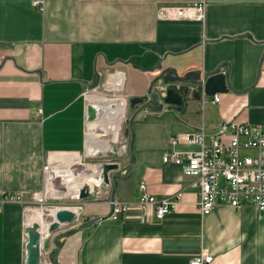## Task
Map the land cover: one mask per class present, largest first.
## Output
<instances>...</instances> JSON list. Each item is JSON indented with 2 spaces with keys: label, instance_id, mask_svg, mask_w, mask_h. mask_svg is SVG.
Returning <instances> with one entry per match:
<instances>
[{
  "label": "crops",
  "instance_id": "crops-1",
  "mask_svg": "<svg viewBox=\"0 0 264 264\" xmlns=\"http://www.w3.org/2000/svg\"><path fill=\"white\" fill-rule=\"evenodd\" d=\"M193 1L43 0L39 11L32 0H0V198L24 193L0 208V264H23L24 204L41 190L49 154L83 152L94 158L88 172L101 163L84 153L86 104L101 99L84 91L110 69L123 75L122 95L142 101L130 105L116 184L67 205L78 220L60 237L58 264H190L201 252L212 255L208 264H264V209L218 202L201 214L197 177L162 160L165 152L197 149L184 136L201 127L208 142L222 120L264 128V0H204L202 20L156 18L159 4ZM220 66L226 82L217 102L192 87L180 108L144 105L160 72ZM141 181L155 197L181 193L179 203L160 220L151 210L140 220ZM111 200L126 202L127 213L110 218ZM43 207L40 222L53 206Z\"/></svg>",
  "mask_w": 264,
  "mask_h": 264
},
{
  "label": "built area",
  "instance_id": "built-area-1",
  "mask_svg": "<svg viewBox=\"0 0 264 264\" xmlns=\"http://www.w3.org/2000/svg\"><path fill=\"white\" fill-rule=\"evenodd\" d=\"M37 10H43V0H32ZM157 19H196L204 18V0H195L190 4L173 5L159 4L155 12ZM215 73L225 74L224 66H220ZM167 81L162 79L154 81L150 86V92L157 99H147L157 108L164 104L163 98L167 88L181 90L187 87V91L196 87L204 91V80L200 83ZM190 91V90H189ZM87 96V90L84 91ZM212 101L219 100V93H211ZM202 98V97H201ZM161 105V107H162ZM184 141L198 146L195 150L170 151L162 155L163 162H174L181 166L185 174H192L197 177L199 186V197L197 206L201 214L208 213L218 202L228 203L239 207L245 203L255 205L258 210L264 209V128L259 124L242 123L236 120H222L214 130L208 142L204 140V132L201 127L198 131L184 136ZM174 142V140H172ZM251 148L255 150L254 156L240 155L242 149ZM93 154L91 149H86ZM56 156H70V160H58ZM86 156L81 157L77 153L56 152L51 153L42 164V188L33 193L32 201L43 204L46 199H77L78 189L81 187L88 172ZM90 171V170H89ZM71 173L75 177V189H70L66 195H60L65 188L67 181H63L64 173ZM140 194L137 200L138 218L147 219L148 210H151L152 217L160 220L164 215L171 212L180 201L181 193L177 192L172 196L155 197L147 193L144 181L139 184ZM75 197H74V195ZM23 192L6 193L0 198V208L4 202H22ZM111 209L109 217L118 219L125 215L128 210L126 202L117 200L110 201ZM66 207L68 206H53ZM28 208L24 205V209ZM48 208L49 207H45ZM51 209V210H52ZM50 210H47V213ZM50 214V213H49ZM51 216V214H50ZM212 255L201 252L190 258V264H208ZM45 261V260H44ZM47 264L50 261H45Z\"/></svg>",
  "mask_w": 264,
  "mask_h": 264
},
{
  "label": "water",
  "instance_id": "water-1",
  "mask_svg": "<svg viewBox=\"0 0 264 264\" xmlns=\"http://www.w3.org/2000/svg\"><path fill=\"white\" fill-rule=\"evenodd\" d=\"M216 71L207 72L201 74L197 69L189 70L185 72L184 75H177L172 70H164L160 72L157 78L162 79L163 82L167 81H181V82H192L200 83L201 80H204V91L205 93H213L218 90L225 88V76L220 73H215ZM153 81V82H154ZM152 82V83H153ZM151 83V84H152ZM187 93V87H183L181 90H175L174 88H167L166 94L163 98L164 103L174 104L177 108H180L183 103V97ZM147 96L149 99H157L153 96L148 90ZM129 105H135L142 101L141 97H131L129 100ZM144 105H149L147 102H144ZM143 105V104H142ZM162 104H159L157 108H160ZM86 120L91 121L97 118L98 113L95 105L92 103L86 104ZM131 147V145H130ZM112 150L116 152V148L113 147ZM132 156V153H130ZM132 159V158H131ZM99 170L98 177H95L96 180L88 176L83 181V184L78 189L77 199H84L89 196H98L101 191H105L107 187L112 182L116 184L117 178L120 177L119 163L117 162H103L97 165ZM114 187L111 189V197L114 192ZM51 214V216H50ZM46 214L47 222L39 223L38 221L27 222L23 227V233L25 235L24 242V260L23 264H47L43 260V250L48 247L50 235L64 225H71L78 220V212L66 208V207H55L52 209L51 213ZM103 217H98L90 220L85 225H90L96 223L99 219ZM67 233V232H66ZM59 244L56 243V247L51 257V264H58L56 261V254L58 252Z\"/></svg>",
  "mask_w": 264,
  "mask_h": 264
},
{
  "label": "rangeland",
  "instance_id": "rangeland-1",
  "mask_svg": "<svg viewBox=\"0 0 264 264\" xmlns=\"http://www.w3.org/2000/svg\"><path fill=\"white\" fill-rule=\"evenodd\" d=\"M113 72H114L113 69L105 71L104 73H102L99 76V78L92 85H90L86 88L87 95H97V96L105 97L107 99H114V98H120V97H123L124 99H126L125 100L126 101V110H125L124 116L122 117V120H121L117 139L113 140L112 134L110 132L103 134V133H100L98 131L100 134L97 135V138L106 141L109 144V148L104 151L99 146L93 145L92 146L93 148H91V150H90V151L95 152L94 153L95 159H99V161L101 163H103V162H117V163H119L120 162L121 157H120L119 151L122 150L123 148L126 149V147H127V146H125V139L128 137V134H129V120L131 118V113L134 110V108H131L129 105L128 97H124L122 95L121 89L114 90L113 88H111L107 85V78H108L109 74H111ZM90 103L95 104V105H97V104L100 105V102L97 100H94L93 102L90 101ZM96 119H94V120H96ZM87 127H88V130L86 129V131H87V137H88V132L90 129H89L88 125H87ZM87 146H88V144H87ZM113 147L116 148V152H114L112 150ZM85 152L87 153L88 151L85 150L84 153ZM82 153H79V154L82 156ZM240 155L241 156H243V155L254 156L255 150L251 149V148L242 149L240 151ZM93 161H94V158H91V159L86 158V164H87V166H89V168H91L90 163ZM101 163H99V164H101ZM99 164H97V165H99ZM95 171H97V168H95ZM73 200H76V199H69L68 197H63L61 199H56V200L55 199H46V202L43 204L35 203V202L31 201L30 203L27 202L24 205H27L28 208H41L42 207L43 210H44L43 206L48 207V206H67V205H69L70 207H74L76 205V203L75 202L72 203L71 201H73ZM44 221L47 222V216L45 217ZM80 225H83V223H81ZM70 226H72V224L61 226L59 229H57L56 231H54L50 235L48 247L43 250V259L45 261H50L51 257L53 256V253L55 250L54 248L56 247L55 239L57 240V242L60 241V237H57V236H60V235L63 236L64 235L63 232H65L64 230L70 228ZM72 228L74 229V227H72Z\"/></svg>",
  "mask_w": 264,
  "mask_h": 264
},
{
  "label": "bare ground",
  "instance_id": "bare-ground-1",
  "mask_svg": "<svg viewBox=\"0 0 264 264\" xmlns=\"http://www.w3.org/2000/svg\"><path fill=\"white\" fill-rule=\"evenodd\" d=\"M122 81H123L122 73L113 72L109 74L107 78V85L113 88L114 90H119L121 89ZM91 98L101 99V103L100 105L99 104L95 105L98 113L97 119L94 121L93 120L87 121L88 123L87 125L89 126L90 130L88 132V137H87L88 146L86 147V149H91L93 148L92 146L95 145V146H99L101 149L105 151L106 149L109 148V144L106 141L97 138V135L100 133L106 134L110 132L112 134L113 140L117 139L121 120L126 110V101L123 97L114 98V99H105V97L102 96L92 95ZM98 175H99V170L97 168V171L95 172L92 171L88 172V174L85 175L84 180L88 176H91L96 180L95 177H98ZM62 179L63 181H67V182L65 184V188L63 186V189L60 191L59 193L60 195H66L70 189L74 187L76 188L78 186L76 185L75 177L73 176V174L69 172L64 173ZM27 210H28V212H26V219L28 220L27 222L33 220L38 221L42 213L45 212L42 208H27ZM38 222L40 224L44 223V221L42 222L38 221Z\"/></svg>",
  "mask_w": 264,
  "mask_h": 264
},
{
  "label": "trees",
  "instance_id": "trees-1",
  "mask_svg": "<svg viewBox=\"0 0 264 264\" xmlns=\"http://www.w3.org/2000/svg\"><path fill=\"white\" fill-rule=\"evenodd\" d=\"M155 79H156V78H154V79L152 80V82H153ZM88 222H89V221H88ZM86 223H87V222H86ZM83 224H85V223H83ZM57 237H61V235H60V236H57ZM55 242L59 244V242H57L56 239H55Z\"/></svg>",
  "mask_w": 264,
  "mask_h": 264
}]
</instances>
